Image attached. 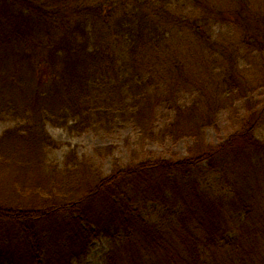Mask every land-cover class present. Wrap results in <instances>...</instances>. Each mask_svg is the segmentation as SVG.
Returning <instances> with one entry per match:
<instances>
[{"label": "trees", "instance_id": "trees-1", "mask_svg": "<svg viewBox=\"0 0 264 264\" xmlns=\"http://www.w3.org/2000/svg\"><path fill=\"white\" fill-rule=\"evenodd\" d=\"M179 1L0 0V264H76L101 239L104 264H264V81L240 80L264 30L219 43L223 0ZM221 111L234 128L212 144ZM49 127L129 129L131 158L103 174Z\"/></svg>", "mask_w": 264, "mask_h": 264}, {"label": "rangeland", "instance_id": "rangeland-1", "mask_svg": "<svg viewBox=\"0 0 264 264\" xmlns=\"http://www.w3.org/2000/svg\"><path fill=\"white\" fill-rule=\"evenodd\" d=\"M192 0H180L178 2L177 8L180 9L183 7V3L189 5L188 8L190 10L195 11L197 14H202L200 10V6L197 5L196 2L194 4L191 3ZM241 1V0H240ZM220 6L226 10L228 13L234 14V18L222 21L216 28V39L220 43H227L235 41L236 43L241 42V39H250L253 35L257 34L260 42L261 30L260 27L264 30V5L261 4V0H242L241 5H236L229 3V0H223L220 3ZM241 11L240 14L244 15V18L239 17L240 14L237 12ZM234 20V21H233ZM237 25H232L238 23ZM219 28V29H218ZM226 36V40L224 38ZM261 49V50H260ZM259 58H261L264 63V43L259 45ZM215 55H220L218 49ZM243 57H245V62H255V67L242 68L244 70V74L240 76V80L245 81L246 76L250 81H253L256 86L260 84V82L264 80H260L264 77V64L261 63L259 59L249 58L247 56L246 51L243 49ZM260 61V62H259ZM200 57L196 56L187 64V69L182 71L185 75L192 77L193 79H197L200 82V77H204V80L208 79L211 76V71L206 70L207 74L204 76L201 68ZM214 72V65L211 63L209 66ZM219 69V68H218ZM218 115L219 119L213 127H210L206 131V138L208 142L212 144H216L223 140L229 131H232L234 128L232 116L228 112H220ZM9 124L6 122L0 121V134L8 127ZM49 132L51 136L64 144H73L77 147L78 153L81 156L92 157V163L95 166L100 167L102 169L103 174H110L113 170L114 163L116 162L118 165L126 164L131 158V150L129 144L126 142V137L129 135L130 130L125 129L123 131L117 132L111 135H97L93 132H86L81 135L71 136L66 130L62 128L49 127ZM263 132H259L258 136L261 137ZM191 142L183 140L178 142L176 145L167 144L165 147H160L157 144H153L150 146V150L154 153H158L159 155H164V157L170 158L173 156H186L187 150L190 147ZM109 146H113V154L111 156H97L95 153L97 150H102ZM68 148L65 145L64 149L53 152L50 157L52 159H62L64 151ZM61 161V160H60ZM152 212L151 205L148 206L147 210L143 211L144 215H150ZM153 219L156 217V213L151 214ZM111 246V241L107 239H101L94 241L91 246V251L89 255L83 259L81 262H77L76 264H104L105 256Z\"/></svg>", "mask_w": 264, "mask_h": 264}]
</instances>
